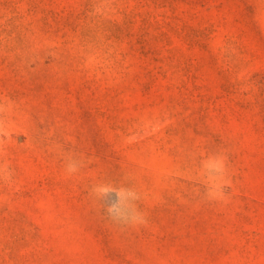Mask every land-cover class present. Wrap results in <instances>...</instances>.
I'll return each instance as SVG.
<instances>
[{"label":"rangeland","instance_id":"374dc122","mask_svg":"<svg viewBox=\"0 0 264 264\" xmlns=\"http://www.w3.org/2000/svg\"><path fill=\"white\" fill-rule=\"evenodd\" d=\"M0 264H264V0H0Z\"/></svg>","mask_w":264,"mask_h":264}]
</instances>
